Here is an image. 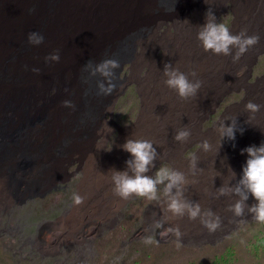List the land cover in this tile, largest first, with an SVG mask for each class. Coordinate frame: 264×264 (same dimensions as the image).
Returning a JSON list of instances; mask_svg holds the SVG:
<instances>
[{
    "label": "bare ground",
    "instance_id": "1",
    "mask_svg": "<svg viewBox=\"0 0 264 264\" xmlns=\"http://www.w3.org/2000/svg\"><path fill=\"white\" fill-rule=\"evenodd\" d=\"M52 1L55 5L49 8ZM226 1L233 3L237 16L233 34L244 32L261 38L263 17L257 18V10L264 13V0H0V194L5 192L15 199L18 194L40 191L59 174L57 162L75 151L69 150L70 146H84L99 134V128L101 133H110L114 123L106 125V112L115 108L125 94L121 89L131 80L139 82L145 101L138 125L127 131L114 155L87 154L96 212L108 209L109 199L117 196L113 191L114 169H127L133 174L126 164L131 153L122 148L128 138L151 140L158 156L173 157H179L188 144L199 138L211 144V168L225 156L223 150H231L234 159L245 162L248 155L241 154V149L250 146L252 136L264 137V88L249 85L254 90L250 98L223 121L237 127L235 140L222 137L220 131L215 135V128L213 132L202 131L205 117L229 81L240 85L247 79L239 68L247 52L234 61L236 48L231 55H217L205 51L197 39L208 9L215 13ZM176 18L181 20L176 31H160ZM251 26L253 29H248ZM32 32L42 34L43 43H30ZM22 39L26 43L22 44ZM157 46L165 49L161 58L155 54ZM56 51L61 56L59 62L45 60ZM106 59L120 62L114 70L116 88L111 95L100 93L98 85L105 78L99 72L91 75L95 65ZM167 62L188 73L190 79L203 81L195 96L181 98L166 85L163 69ZM130 63L131 76L124 80L121 74ZM145 67L148 72L142 75ZM33 68L40 71L34 72ZM65 100L72 101L73 107H66ZM249 100L261 105L260 109H247ZM88 122L92 124L89 131ZM183 128L189 129L191 136L177 141L175 134ZM240 128L244 129L242 133ZM63 138L67 141L62 150L49 148ZM42 142L45 147H36ZM84 152L89 150L78 153ZM198 162L194 171L191 167L182 170L185 176L196 178L207 167L205 160ZM49 165L52 169L43 168ZM72 165L66 167L68 176L74 175H69ZM17 174H25V179ZM241 174V168L229 173L232 187L238 184ZM52 186L42 198L54 190Z\"/></svg>",
    "mask_w": 264,
    "mask_h": 264
},
{
    "label": "rangeland",
    "instance_id": "2",
    "mask_svg": "<svg viewBox=\"0 0 264 264\" xmlns=\"http://www.w3.org/2000/svg\"><path fill=\"white\" fill-rule=\"evenodd\" d=\"M54 5L52 1L49 8ZM220 7L215 11L217 20L226 22L233 33L237 22L234 5L231 1H226ZM259 17H263L261 38L257 44L248 48L247 58L243 59L239 67L240 73L247 79L240 85L229 81L215 102V107L205 117L203 132H213L215 128V135L217 134L225 118L231 112L241 109L243 102L250 98V92L254 90L249 85L264 88V13L260 9L257 10V18ZM177 19L164 24L160 31H176V25L181 21ZM147 31H151L150 28ZM24 40H21L22 44L26 43ZM161 48L157 46L155 53L160 58L165 52ZM131 72L132 63L125 66L121 78H130ZM147 72L148 68L145 67L142 75ZM258 80L261 81L257 83ZM125 85L120 91H125V94L117 100L113 110L106 112V125L114 123L110 133H101L99 128V134L96 136L94 133L96 137L83 143L84 146H73L74 149L70 146L69 150L75 151L70 157L61 158L60 163L57 162L56 167L61 168L59 174L54 176V181L40 191L32 192L33 195L18 194L19 197L14 199L11 195L10 198L6 196L5 192L0 194V264H200L207 260L214 261L217 255L229 251L241 255L247 244L255 242L257 233L254 230L264 228V221L257 220L250 211L251 206L257 203L255 199L250 196L243 213L236 215L231 206L240 196L234 192L221 195L219 191L221 186H231L229 173L234 168L242 170L246 161L234 159L231 150H223L225 156H221L219 164L216 165L215 162V166L211 168L209 150L203 149V141L199 138L188 144L179 157L158 156L155 167L146 175H155L161 167L182 172L191 167L193 156L197 157V164L199 160H205L207 167L196 178L185 176L187 182L182 186L183 198L199 203L201 216L192 219L187 213L174 215L169 211L164 185L157 186V199L135 194L127 199L112 196L109 199L110 207L96 212L90 193L91 162L87 154L114 155L127 131L138 125L145 106L139 82L131 80ZM91 125L88 122L86 130L89 131ZM66 141L63 138L55 145L50 144L49 148L62 150ZM262 141L264 142L263 136H252L250 145H259ZM45 145L43 142L36 143V147ZM79 150L89 152L80 154ZM71 164L69 175H74L68 176L66 167ZM43 168L52 169L50 165ZM17 175L22 179L26 176ZM11 176L16 181V176ZM49 186L54 190L42 198ZM76 193L83 197L82 203L78 205L74 201ZM209 211L214 214L212 217L205 215ZM216 217H219V227L210 231L202 219L214 220ZM176 228L182 234L180 237H177L175 231H169Z\"/></svg>",
    "mask_w": 264,
    "mask_h": 264
},
{
    "label": "clouds",
    "instance_id": "3",
    "mask_svg": "<svg viewBox=\"0 0 264 264\" xmlns=\"http://www.w3.org/2000/svg\"><path fill=\"white\" fill-rule=\"evenodd\" d=\"M29 42L32 44H41L44 41L42 34L32 32L29 34ZM197 39L201 42L205 51H212L215 54L231 55L232 49L237 51L233 56V60H239L240 57L247 52L250 46L259 42L258 35H247L244 32L233 34L226 22H218L214 11L208 9L205 14V23L201 25L200 31L197 33ZM165 55H167L165 53ZM61 59L59 51L50 53L45 57L46 61L59 62ZM91 61H89V65ZM120 67V62L116 59H106L95 65V69L91 75L95 76L99 72L107 81L101 80L99 82L100 93L104 95H111L116 88L115 69ZM34 72H39V68H33ZM164 75L166 85L175 90L181 98L187 99L195 96L203 85L200 79H190L189 74L181 71L179 67H174L171 62L165 63ZM193 77L197 74L195 71L191 73ZM66 107H73L72 101H63ZM245 107L252 111H258L261 105L249 100ZM241 133L243 128L239 129ZM219 131L222 137L230 140H235L237 127L232 122L230 125L225 122L220 125ZM191 136V131L187 128L180 129L175 134L177 141H185ZM203 149L208 151L211 149L209 141L202 142ZM125 151L131 153L130 159L126 161L128 169L133 174H129L126 170L114 169L112 181L114 183V193L124 199L129 198L135 194L137 196H147L149 199H157L158 185H164V194L167 196V209L174 215H184L187 213L190 218L195 219L201 216V206L199 203H193L183 198L182 186L187 182L185 173L178 169L169 167H161L157 170L155 175H146L151 169L155 167V161L158 157L157 147L151 140L148 139H126L122 145ZM247 153L246 163L242 166V174L239 182L235 187L228 186L227 188L221 186L219 191L221 195L229 192H234L240 196L233 208L236 215H241L244 211L246 202L250 196L255 199L257 203L250 208L255 214V218L259 221H264V142L259 145H250L241 149V154ZM193 171L197 166V157L193 156L190 162ZM175 189V191H174ZM83 197L78 193L74 194V201L78 205L82 203ZM207 217H212L214 214L209 211L205 213ZM202 222L210 230L214 231L219 227V217L213 219H202ZM175 231L177 237L182 234L179 228L169 229Z\"/></svg>",
    "mask_w": 264,
    "mask_h": 264
},
{
    "label": "trees",
    "instance_id": "4",
    "mask_svg": "<svg viewBox=\"0 0 264 264\" xmlns=\"http://www.w3.org/2000/svg\"><path fill=\"white\" fill-rule=\"evenodd\" d=\"M254 232L257 233L255 242L247 244L241 255H235L234 252L229 251L223 255H217L214 261L207 260V262H201L200 264H264V228H259Z\"/></svg>",
    "mask_w": 264,
    "mask_h": 264
}]
</instances>
